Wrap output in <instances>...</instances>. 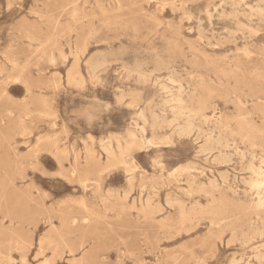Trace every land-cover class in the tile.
Here are the masks:
<instances>
[{
    "label": "rangeland",
    "instance_id": "1",
    "mask_svg": "<svg viewBox=\"0 0 264 264\" xmlns=\"http://www.w3.org/2000/svg\"><path fill=\"white\" fill-rule=\"evenodd\" d=\"M0 264H264V0H0Z\"/></svg>",
    "mask_w": 264,
    "mask_h": 264
},
{
    "label": "snow or ice",
    "instance_id": "2",
    "mask_svg": "<svg viewBox=\"0 0 264 264\" xmlns=\"http://www.w3.org/2000/svg\"><path fill=\"white\" fill-rule=\"evenodd\" d=\"M98 111L99 112H103L104 108L100 107L98 109ZM74 115L82 123H84V122H89L90 123L93 120L98 118V116H97V105L91 104V105L82 107ZM32 171H35L39 176L44 177L46 180L51 181L54 185H58L62 181L63 182H73L71 180V178L70 177H66L65 174L61 170H59V168L54 169V170H45V169L40 167L39 162L37 160H35V159L32 161ZM41 198L43 200H45V202L52 201V198L49 196V194L47 192H42L41 193Z\"/></svg>",
    "mask_w": 264,
    "mask_h": 264
},
{
    "label": "bare ground",
    "instance_id": "3",
    "mask_svg": "<svg viewBox=\"0 0 264 264\" xmlns=\"http://www.w3.org/2000/svg\"><path fill=\"white\" fill-rule=\"evenodd\" d=\"M226 1H227V0H226ZM235 1H236V0H235ZM234 6H235V5H234ZM258 10H259V9H258ZM225 16H226V15H225ZM225 18H226V17H225ZM197 29H198V28H197ZM75 50H76V49H75ZM130 137H131V136H130ZM133 140H134V139H133ZM151 145H152V144H151ZM130 146H131V145H130ZM130 146H128V147H130ZM108 154H109L110 157H113L112 152L108 151ZM123 163H124V162H123ZM130 170H131V169H128L127 171H130ZM129 174H130V172H129ZM260 174H261V173H260ZM261 175H262V174H261ZM261 175H260V176H261ZM257 176H259V173L257 174ZM260 176H259V177H260ZM255 185H256V184H255ZM145 205H146V203H145ZM260 239H261V238H260ZM250 244H251V243H250ZM250 244H249V245H250Z\"/></svg>",
    "mask_w": 264,
    "mask_h": 264
}]
</instances>
